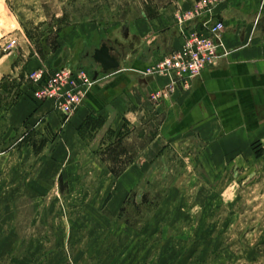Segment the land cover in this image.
<instances>
[{"label":"rangeland","instance_id":"374dc122","mask_svg":"<svg viewBox=\"0 0 264 264\" xmlns=\"http://www.w3.org/2000/svg\"><path fill=\"white\" fill-rule=\"evenodd\" d=\"M222 9L264 27V0H0V264H264V137L217 162L195 133L172 129L147 154L159 124L152 104L172 94L169 82L156 99L134 98L114 140L94 114L72 148L60 132L76 111L55 108L54 129L30 119L47 101L34 95L36 73H91L88 54L146 34L143 20L169 37L183 34L181 16L204 13L193 20L201 24Z\"/></svg>","mask_w":264,"mask_h":264},{"label":"crops","instance_id":"0c3cea01","mask_svg":"<svg viewBox=\"0 0 264 264\" xmlns=\"http://www.w3.org/2000/svg\"><path fill=\"white\" fill-rule=\"evenodd\" d=\"M257 10V17L264 16V10ZM226 13L228 10L222 9L215 17H220L224 23L223 41L228 54L216 65L204 68L191 79L186 89L176 87L169 97H159L152 104L159 124L147 145V154L161 150L165 141L171 139L172 129L178 131L176 136L190 131L195 133L208 146L210 158L217 162L228 161L231 151L243 150L256 141L258 144L264 137V27H255L254 23L251 26L246 19L247 24L243 25L242 17L238 19V16L230 17ZM138 23L135 27L140 28ZM143 23L146 34L142 31L140 37L136 35L135 38V33L128 32L124 34L126 42L113 40L107 44L110 55L120 63L118 69L104 71L90 57L94 50L88 54L94 84L87 93L86 104L97 107L99 111L91 113L89 107L80 105L74 115L61 125L63 146H80L79 131L90 114L109 120L114 140L124 127V120L129 122L128 115L133 113L136 102L160 91L169 82L167 77L145 75L143 72L151 63L180 48L183 34L179 29L171 32L169 37L164 32L152 31L150 34L146 20ZM13 108L21 119L30 113L27 102ZM31 112L30 119L37 114L43 115L50 128L60 126L59 112L51 101L43 102ZM60 150L66 151L64 147ZM70 154L73 155V150Z\"/></svg>","mask_w":264,"mask_h":264},{"label":"built area","instance_id":"2783aa9c","mask_svg":"<svg viewBox=\"0 0 264 264\" xmlns=\"http://www.w3.org/2000/svg\"><path fill=\"white\" fill-rule=\"evenodd\" d=\"M201 14L204 13L181 16L179 24L183 28V43L180 48L151 63L143 72L167 77L168 91L173 92L179 86L186 89L191 79L204 68L216 65L229 52L223 41L224 23L211 19L194 23L193 20ZM32 79L36 87L35 97L53 102L55 108L67 117L78 109L94 83L91 73L69 67L55 68L46 78L40 71ZM165 90L153 94V99Z\"/></svg>","mask_w":264,"mask_h":264},{"label":"water","instance_id":"95a60500","mask_svg":"<svg viewBox=\"0 0 264 264\" xmlns=\"http://www.w3.org/2000/svg\"><path fill=\"white\" fill-rule=\"evenodd\" d=\"M92 58L95 62L99 63L104 71H108L111 69H118L120 66V63L118 60H116L113 56L110 55L109 49L104 44L101 45L100 48H95L94 52L92 54ZM61 59H57L54 62V66H58ZM96 75V73H95ZM94 75V78H95Z\"/></svg>","mask_w":264,"mask_h":264}]
</instances>
